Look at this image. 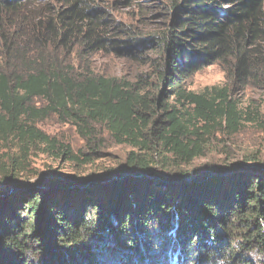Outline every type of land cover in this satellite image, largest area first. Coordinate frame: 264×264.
Masks as SVG:
<instances>
[{
    "label": "trees",
    "instance_id": "trees-1",
    "mask_svg": "<svg viewBox=\"0 0 264 264\" xmlns=\"http://www.w3.org/2000/svg\"><path fill=\"white\" fill-rule=\"evenodd\" d=\"M166 2L159 53L147 62L166 88L149 98L140 79L75 71L78 52L128 51L143 61L139 53L153 44L103 0H0L10 61V69L0 64V141L22 151L53 145L38 123L55 115L76 127L90 154L100 129L137 150L118 172L75 189L54 176L21 182L17 158H8L3 177L15 191L7 184L0 192V264H264V165L200 177L151 168L156 157L201 156L202 123L238 131L245 116L232 93L264 87V0ZM213 63L227 85L185 88Z\"/></svg>",
    "mask_w": 264,
    "mask_h": 264
},
{
    "label": "rangeland",
    "instance_id": "rangeland-1",
    "mask_svg": "<svg viewBox=\"0 0 264 264\" xmlns=\"http://www.w3.org/2000/svg\"><path fill=\"white\" fill-rule=\"evenodd\" d=\"M113 1L117 3L112 4ZM123 1L103 0L106 2L105 6L111 7L112 16L116 20L131 25L141 37L153 43L139 53L143 56V61L136 60L134 56L127 53L128 51L121 55L99 51L88 54L78 52L74 54L72 62L75 71L81 74L92 72L131 83L140 79L142 80L140 85L147 91L149 98H153L158 91L166 88V85L157 84L154 67L147 62L157 59L159 52L155 48L154 36L164 26L167 2L166 0H131L129 3ZM6 60L7 56L0 45V64L3 68H8L10 65L9 59L5 63ZM225 84L227 85L224 71L219 64L213 63L189 78L185 88L199 93L206 88L222 87ZM231 97L237 101L238 110L245 116L237 132L229 131L225 121L219 125L210 126L202 123L199 127L201 128L200 143L203 145L201 156L188 163L170 155L165 158L156 157L152 170L158 175L160 173L171 175L172 172L173 175L185 173L186 176L193 172L196 177H200L203 173L224 174L228 171L238 173L247 166L264 165V87H246L243 90L234 91ZM166 101L171 103L172 100ZM177 108L183 111L184 107ZM38 127L55 140V144L32 143L25 151H22L19 144L11 140L0 141V192L3 186L8 184V180L6 181L3 177V169L7 166L10 157H16L19 162L17 179L21 182L35 183L40 177L47 176H54L61 182L70 177L101 179L106 176V173H116L121 170L128 153L132 150L137 152L128 144L114 143L109 135L100 129L96 153L90 154L87 145L77 133L76 127L59 120L55 115L41 120ZM62 147L70 150V158L66 157L67 155H61ZM85 157H90V160L84 161ZM157 161L165 167L161 168ZM9 183L13 182L9 181ZM10 184L6 187L15 191L13 185L9 187ZM107 264L112 263L108 261Z\"/></svg>",
    "mask_w": 264,
    "mask_h": 264
},
{
    "label": "water",
    "instance_id": "water-1",
    "mask_svg": "<svg viewBox=\"0 0 264 264\" xmlns=\"http://www.w3.org/2000/svg\"><path fill=\"white\" fill-rule=\"evenodd\" d=\"M115 175L111 178H114ZM187 180H193V176L186 177ZM102 181L101 179H74L72 177L62 180L61 187L63 189H69V188H79L82 185H88L92 183H98ZM3 196L2 193H0V198Z\"/></svg>",
    "mask_w": 264,
    "mask_h": 264
}]
</instances>
